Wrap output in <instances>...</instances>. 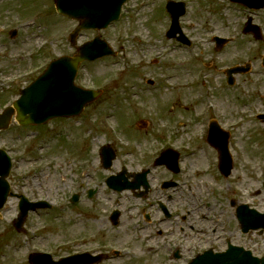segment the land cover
<instances>
[{"label":"rangeland","instance_id":"rangeland-1","mask_svg":"<svg viewBox=\"0 0 264 264\" xmlns=\"http://www.w3.org/2000/svg\"><path fill=\"white\" fill-rule=\"evenodd\" d=\"M166 1L132 0L125 7L121 19L107 30L84 31L80 35L79 44L100 33L118 52L114 57L82 64L79 79L87 87L101 88L103 93L81 115L72 119L51 120L44 128L21 127L12 122L13 128L0 132V146L9 147L14 155L11 176L13 191L25 190L33 198H44L55 205L53 211L42 210L41 214H32L31 220L28 219L27 226L31 230L39 229L33 238L35 245L53 248L58 242L76 238V222L79 219L85 218V215L91 218L105 217L113 207L106 197L102 206L94 204V209L85 208L87 203H82L78 210L76 203L70 202L71 196L76 193V182L83 178L82 173L90 172L103 179L120 168L116 161L111 170L103 169L100 164V145L110 142L103 123L118 126L124 138L139 140L144 149L158 148L166 135L179 143L195 146L194 139L198 137L200 129L198 114V122L194 117L201 107L195 81L199 70H203L217 88L218 106L226 115L225 120L233 121L242 115L243 122L232 129V137L238 142L235 149L239 150L240 156L250 159L253 170L249 172L246 168H240L236 157L237 169L234 174L228 179L218 175V182H212L213 202L219 206L215 210L222 217L227 213L232 219V201L237 204L248 201L258 209H264V193L260 191L264 180V123L254 118L255 113L264 110V101H261L264 100V39L258 41L252 34H243L250 12L239 4L229 0H177L187 3V13L181 20L182 27L194 43L192 47H180L174 40L165 37L171 23L164 8ZM251 14L254 15V23L260 25L264 32V10ZM29 19H35L32 20L34 27L26 29L24 33L27 31L25 34L28 35L34 31L33 40L25 43L23 39L19 47L12 46L11 42L8 48L0 45L2 53L14 56L24 51L34 52L41 39V36L35 39L39 33L49 41L47 49L50 59L56 55L74 53L69 34L77 23L57 14L54 0H0L2 27H16ZM214 35L233 39L218 50L211 38ZM2 38L3 34L0 35L1 41ZM0 55L2 68L10 71L6 73L7 76L14 77L25 69V65L29 67L39 62L34 58H23L12 63L13 60ZM246 63L252 65V70L236 76L239 85L233 90L227 84L224 70ZM150 78L156 81L154 86L147 83ZM21 84L18 81L6 87V91H0V111L16 98V88ZM257 90H261L262 97H259ZM237 96L239 102L234 99ZM237 105L240 115L236 114ZM243 116L246 118L243 119ZM160 120L169 125L166 134L156 130L154 123ZM197 145L208 148V143L202 138L197 139ZM37 156L41 159L44 172L37 173L38 177L35 178L31 177L29 169ZM186 158L192 167L181 179L186 178L194 183L212 181L209 175L203 173L205 162L200 167L196 155L189 154ZM151 160L142 159L141 163ZM127 161L129 164L140 162L137 158H127ZM47 162L51 163L49 168L45 166ZM79 162H82L81 169H78ZM80 172L81 177L78 178ZM157 173L160 177H169L166 170ZM91 180H87L88 183ZM235 185L241 188L243 195L240 197L233 192ZM15 201L9 200L0 211L4 216L0 221V264H30L24 248L15 250L23 243L24 237L13 227ZM95 222L99 223L98 220ZM120 233L114 230L112 236ZM249 239L257 252L262 253L264 235L242 236L240 242L247 243Z\"/></svg>","mask_w":264,"mask_h":264},{"label":"flooded vegetation","instance_id":"flooded-vegetation-1","mask_svg":"<svg viewBox=\"0 0 264 264\" xmlns=\"http://www.w3.org/2000/svg\"><path fill=\"white\" fill-rule=\"evenodd\" d=\"M42 59L39 58L40 61ZM24 67V70L21 69L22 83L31 81L33 77L32 74L28 75L32 66ZM181 163L180 156L179 172L169 170L171 180L177 183L169 189L172 193L165 192L168 191L163 188L165 181L158 184L153 179L147 188L127 191L130 197L123 201L126 202L123 209L115 207L105 217L95 218L79 212L85 218L76 222V264H185L203 251L196 249L195 254L191 253L192 242L197 241L200 233H208L211 237L207 243L218 241L223 244L231 241V238L233 240V236L221 237L224 225H210L204 214L200 218L195 217V212L200 209L199 200L176 195L179 176L183 172ZM156 180L160 181L161 178L158 176ZM91 189L81 182L76 184V209L79 210L82 203H87L85 208L94 209V204L97 206L94 198L99 191L97 195L90 196ZM120 201L117 200V203L120 204ZM116 209L120 210V215L114 222ZM114 230L122 233L112 236ZM194 230L196 234H193ZM236 232L240 233L237 221L228 230L229 235ZM114 244L119 247L114 249ZM211 247L215 248L214 244H209L208 248Z\"/></svg>","mask_w":264,"mask_h":264},{"label":"water","instance_id":"water-1","mask_svg":"<svg viewBox=\"0 0 264 264\" xmlns=\"http://www.w3.org/2000/svg\"><path fill=\"white\" fill-rule=\"evenodd\" d=\"M126 0H55L57 11L72 19L80 21V25L71 35L72 41L83 28L102 29L113 20L119 17L122 4ZM252 8L264 7V0H233ZM174 6H180L181 11L174 15V27L177 26V19L185 12L184 3L170 2L168 10ZM256 35L258 27H252ZM251 30L250 28L246 29ZM173 32V30H172ZM171 36V33L168 34ZM115 54L108 44L97 37L94 41L88 42L78 48V53L73 56H65L55 60L48 70L39 77L32 85L22 92V98L15 104L22 123H42L57 116H73L80 114L84 106L94 100L98 93L83 90L74 84V79L80 63L84 60H94L99 57ZM239 69H234L238 72ZM14 109L6 111V119L3 126H8L9 116ZM10 160L3 152H0V206L3 205L9 187L5 177L9 173ZM27 207L23 209L24 219ZM256 224L253 227H264V215L256 216ZM247 222V221H244ZM246 225V223H244ZM248 226V225H247ZM249 228V227H247ZM232 264H264V260L249 259L242 255L239 260Z\"/></svg>","mask_w":264,"mask_h":264}]
</instances>
